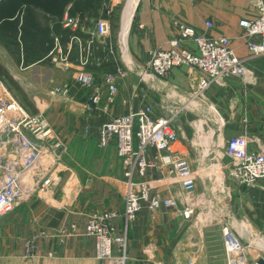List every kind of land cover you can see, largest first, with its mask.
<instances>
[{
    "label": "crops",
    "instance_id": "crops-1",
    "mask_svg": "<svg viewBox=\"0 0 264 264\" xmlns=\"http://www.w3.org/2000/svg\"><path fill=\"white\" fill-rule=\"evenodd\" d=\"M255 2L139 0L128 27L124 29L122 25V31L110 35L116 47L113 62L101 68H88L95 81L94 86L87 89L74 85L78 51L73 44L71 66L62 71L57 69L56 78L50 72L45 76L52 79L42 78L36 83L46 101L59 97L69 105L54 110L49 108L52 105L49 103L45 110L42 107L33 114L27 110L33 116L44 115L55 136L66 146L65 154L56 165L60 184L47 200L34 198L0 220V264H101L96 257V240L86 234L89 217L101 210L122 214L127 192L124 165L115 142L106 148L99 146L97 129L110 118L138 112L149 105L158 116L175 117L179 141L174 148L199 172L201 167L206 168L209 155L229 167L230 159L225 156L222 144L234 137L246 134L255 140L250 144L251 150L264 148V59H250L246 63L256 77L255 85L231 78L226 87L213 86L203 95L196 94L195 80L200 78L199 72L186 67L174 68L166 77L142 74L151 52L170 49L171 40L180 34V23L208 37L229 38L235 54L247 59L249 53L241 37L244 30L240 22L255 19ZM119 4L120 0H112V7ZM82 21L86 26L92 19L87 16ZM91 28L93 26H88ZM72 35L64 28L50 31L41 41L42 49L31 50L40 52L42 57L26 54V61L18 57L12 68L18 71L23 63H30L27 68L35 69L39 63L48 62L45 58L53 49L55 39L67 49ZM82 37L87 40L86 34ZM186 47L197 51L191 42ZM102 54L99 52L97 56ZM118 67L124 75L118 73ZM108 73L116 76L118 93L115 103L106 111L105 76ZM13 79L21 88L30 89L31 84L21 81L19 74H14ZM54 83L59 84L55 87L72 86L71 96L52 95L55 87L50 88ZM98 91L102 102L94 104L91 99ZM52 116L58 120L53 122ZM154 154L151 151L150 157ZM159 175L157 170H151L147 180L155 182ZM197 175L199 197L212 196L216 191L208 187L210 178ZM231 183L233 188L217 192L222 197L221 203L216 205L217 222L199 220L192 224L183 217V207L178 204L179 199H183L181 186L175 179H169L168 184L159 189L163 198L161 209L152 213L144 204L137 220L129 227L128 264H227L223 235L226 227L245 245L254 240L264 245V185L245 187ZM193 203L192 220L196 211L208 212L207 206L197 205L195 198ZM115 225L120 233L123 221L117 219ZM215 232L218 233L216 251L220 253L210 251L214 247ZM33 236L38 238L37 247L34 256L28 257L26 243Z\"/></svg>",
    "mask_w": 264,
    "mask_h": 264
},
{
    "label": "built area",
    "instance_id": "built-area-1",
    "mask_svg": "<svg viewBox=\"0 0 264 264\" xmlns=\"http://www.w3.org/2000/svg\"><path fill=\"white\" fill-rule=\"evenodd\" d=\"M105 1L108 15L111 13L109 7H112V0ZM255 13V19L240 22L244 30L241 37L245 40L249 53L247 59L235 54L229 38L208 37L180 23L178 24L180 34L171 40L170 49L151 52L142 74L151 73L157 77H166L174 68L186 67L200 74V78L195 80L198 95H203L213 86L226 87L231 78H240L247 85H255L256 77L246 63L250 59H264L262 0H256ZM81 20L80 16L70 17L68 13L65 15L62 26L72 31L71 41L67 49H64L59 39H55V45L46 59L56 66L69 68L72 64V47L76 44L78 69L74 85L87 88L94 86L95 81L88 68L90 66L101 68L109 64L116 56V47L110 40L112 27L108 17L97 20L91 29L83 26ZM208 26L212 27V24ZM78 31L79 34L76 33ZM83 34L87 35L86 41L82 37ZM188 42L196 46V52L186 47ZM99 52H102L103 56L98 57ZM117 69L119 74H125L121 68ZM105 86L107 94L104 110L108 111L115 103L118 93L114 74H106ZM71 89L72 86L69 85L55 87L51 94L69 98ZM91 100L94 104H100L101 93L98 91ZM174 123L175 117L158 116L153 106L149 105L138 112L110 118L97 129L101 148L115 142L127 180L125 208L122 214L112 210H101L89 217L86 234L95 238L96 257L101 264L129 263V227L137 220L144 204L152 213L161 209L163 198L159 189L166 186L169 179H175L181 186L183 199H179L178 204L183 207V217L192 220L198 175L189 160L174 148L179 141ZM86 132H89V128H86ZM254 141L243 134L222 144L225 156L230 159L228 178L237 186L264 185V148L258 151L251 150L250 144ZM151 151L155 152L152 157ZM65 152L66 146L55 136L44 115H31L10 95L5 84L0 81V220L34 198L47 200L51 196L60 184L56 165ZM220 168L223 172L222 167ZM151 170H157L160 174L155 182L147 180ZM117 219H121L124 224L120 233L115 225ZM42 235L46 236V233ZM223 235L227 264H246L252 246L264 253L263 243L254 240L245 245L228 227L224 228ZM37 239L33 236L27 240L28 257L34 256ZM259 260L264 259L257 258L255 264H259Z\"/></svg>",
    "mask_w": 264,
    "mask_h": 264
},
{
    "label": "rangeland",
    "instance_id": "rangeland-1",
    "mask_svg": "<svg viewBox=\"0 0 264 264\" xmlns=\"http://www.w3.org/2000/svg\"><path fill=\"white\" fill-rule=\"evenodd\" d=\"M7 1L9 0H0V4L8 5ZM128 2L129 0H120L119 5L115 7H109L111 8V13L106 15V17H108V19L111 22V27H112L110 31L111 34L122 31V25L124 28L123 15H124ZM106 11H108V8ZM31 13H33V16H35L38 21L39 30L41 31L50 30L53 32L57 30L56 25H57V22H59V20H56V18L54 17L49 18L47 15H45L44 12H42L40 9H37L35 7L31 8ZM20 14H21L20 19H19L20 23L17 27V31L11 32L10 31L11 28L9 26H8L9 28H7L4 25L0 27V81L5 84L10 95L13 98H15L16 101L21 106H23L26 110L30 112L32 111L31 112L32 114L34 112L41 111L40 108L42 107H43L42 110H45L49 103L52 104L49 108L54 109V110L56 108H62V107L68 106L69 105L68 102L62 99H59V97L57 98L54 97L56 98L54 100L50 98L49 100L46 101L44 96L41 93L42 91L40 90L39 85L36 84L39 79L48 78L45 75H49L50 72L53 74L54 78H56L58 75L57 69L62 71L64 67H56L54 63H52L50 60H47L48 62H44L41 64L39 63L35 67V69L27 68L29 67L30 63L29 64L23 63L22 69L19 68L18 71L12 68V65L16 63V60L18 57L21 58L22 61L26 59V57L23 56L25 54L21 55L23 53L21 47L24 44V40H23V36H22L20 29L22 27L23 20L24 21L29 20L30 13L28 10L25 12L23 11ZM97 18H91L92 21H90L89 24L87 23L86 26L87 27L94 26L95 23L97 22L96 21ZM16 73L19 74V78L22 79L21 81L27 84H31L30 89H27V88L23 89V87L21 88L18 84H16V81L13 79V75ZM48 79H52V77ZM58 85L59 84L54 83L51 85L50 89ZM87 88H84V89H87ZM52 120L53 122H56L58 119L52 116ZM206 159L208 160L207 161L208 163H206V168L201 167L200 169L201 173L199 172V170H196V169L194 171L196 175L201 174L202 178H210L209 180H211V184L208 183V187L212 188V190L216 192H214L213 195L210 197H203V196L199 197V194L195 192L194 198L197 200L196 204L199 206H207L206 210L208 212L200 214L198 211H196L194 220H191L192 224L199 220H201V223H207L208 221L209 222L213 221L216 223L217 222L216 219L218 217L216 205L220 204L221 203L220 200H222V197L220 196L221 193L220 192L217 193V192L220 189L225 191L229 188H233L230 186L231 180L228 178L229 177V167H226L225 165H223V162H220L219 160L218 162L216 159L212 161L214 157L212 158L210 157V155L206 156ZM219 165H221L223 172L221 171V168ZM224 173L227 175V177L226 175H224ZM231 184L233 185L235 183L233 182ZM235 185L237 186V184ZM227 203L229 202L227 201ZM200 224H198V226H200ZM217 236H218V233L215 232L213 236L214 237L213 238L214 247H212L210 250L212 251V253H218V252L220 253V251H216L218 249L216 246L217 244L216 240L218 238ZM250 249L251 251L249 253L248 261L246 264H255L257 258L264 259V253L259 252L258 250L254 249L253 246L250 247ZM218 264H224V262H219Z\"/></svg>",
    "mask_w": 264,
    "mask_h": 264
},
{
    "label": "trees",
    "instance_id": "trees-1",
    "mask_svg": "<svg viewBox=\"0 0 264 264\" xmlns=\"http://www.w3.org/2000/svg\"><path fill=\"white\" fill-rule=\"evenodd\" d=\"M7 2L8 5L0 4V27L4 25L7 28L10 27L12 29H10L11 32L17 31V27L20 23V13L29 10V20H23L20 29L24 40V44L21 47L23 52L21 55L28 54L33 57H42L40 52L35 53L31 52V50L42 49L40 45L41 41L50 34V30H39L38 21L36 17L33 16V13H31V8L35 7L40 9L49 18L54 17L56 20H59L56 25L57 30L63 28L60 23L66 12H68L70 17L80 16L82 20L90 16V19L91 17H99L96 19L97 21L101 18H106L107 15V2L105 0H9ZM82 20L81 22L84 23ZM83 26H85V24ZM67 31L70 32V30ZM76 33L79 34L80 32L78 31ZM33 43L36 44L35 47L32 45Z\"/></svg>",
    "mask_w": 264,
    "mask_h": 264
},
{
    "label": "bare ground",
    "instance_id": "bare-ground-1",
    "mask_svg": "<svg viewBox=\"0 0 264 264\" xmlns=\"http://www.w3.org/2000/svg\"><path fill=\"white\" fill-rule=\"evenodd\" d=\"M139 0H129L124 12V26L128 27ZM124 28V29H125Z\"/></svg>",
    "mask_w": 264,
    "mask_h": 264
},
{
    "label": "water",
    "instance_id": "water-1",
    "mask_svg": "<svg viewBox=\"0 0 264 264\" xmlns=\"http://www.w3.org/2000/svg\"><path fill=\"white\" fill-rule=\"evenodd\" d=\"M259 264H264V260H259Z\"/></svg>",
    "mask_w": 264,
    "mask_h": 264
}]
</instances>
